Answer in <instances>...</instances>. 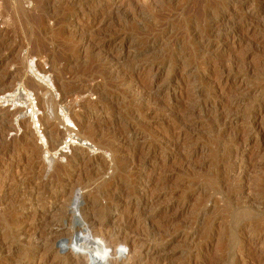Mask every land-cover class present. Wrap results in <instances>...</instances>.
Wrapping results in <instances>:
<instances>
[{
    "label": "rangeland",
    "instance_id": "rangeland-1",
    "mask_svg": "<svg viewBox=\"0 0 264 264\" xmlns=\"http://www.w3.org/2000/svg\"><path fill=\"white\" fill-rule=\"evenodd\" d=\"M90 261L264 264V0H0V264Z\"/></svg>",
    "mask_w": 264,
    "mask_h": 264
},
{
    "label": "bare ground",
    "instance_id": "bare-ground-1",
    "mask_svg": "<svg viewBox=\"0 0 264 264\" xmlns=\"http://www.w3.org/2000/svg\"><path fill=\"white\" fill-rule=\"evenodd\" d=\"M66 131H71V129H69V128H66ZM67 133V132H66ZM72 133V132H71ZM62 134V131H53V133H52V135H51V138L54 140V142L56 141L55 140V138L56 139H58V137L60 136ZM86 229H87V227H86ZM88 230V229H87ZM90 230V229H89ZM83 248H84V250H86L87 249V247L84 245L83 246ZM89 264H99V263H97V262H89Z\"/></svg>",
    "mask_w": 264,
    "mask_h": 264
}]
</instances>
